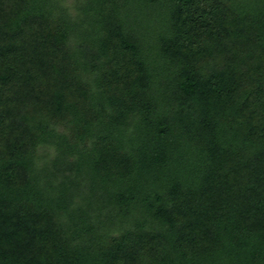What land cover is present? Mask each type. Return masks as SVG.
I'll return each mask as SVG.
<instances>
[{"label":"trees","instance_id":"16d2710c","mask_svg":"<svg viewBox=\"0 0 264 264\" xmlns=\"http://www.w3.org/2000/svg\"><path fill=\"white\" fill-rule=\"evenodd\" d=\"M0 264H264V0H0Z\"/></svg>","mask_w":264,"mask_h":264}]
</instances>
